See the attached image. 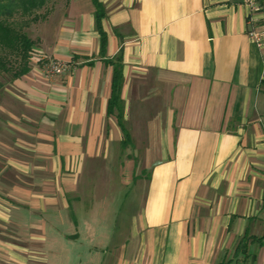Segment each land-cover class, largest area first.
<instances>
[{
	"label": "crops",
	"instance_id": "crops-1",
	"mask_svg": "<svg viewBox=\"0 0 264 264\" xmlns=\"http://www.w3.org/2000/svg\"><path fill=\"white\" fill-rule=\"evenodd\" d=\"M57 1L0 105V264H264V47L244 0H98L99 27L96 0ZM42 55L69 66L47 77ZM114 196L143 201L121 220Z\"/></svg>",
	"mask_w": 264,
	"mask_h": 264
},
{
	"label": "trees",
	"instance_id": "trees-1",
	"mask_svg": "<svg viewBox=\"0 0 264 264\" xmlns=\"http://www.w3.org/2000/svg\"><path fill=\"white\" fill-rule=\"evenodd\" d=\"M51 2L52 0H0V74H11V79H16L29 71L32 58L37 51L35 45L37 43L28 35L25 27L38 22L42 18V13L39 11ZM96 4L99 27L105 11L98 0ZM122 68V57L118 55L114 64L110 109L121 108Z\"/></svg>",
	"mask_w": 264,
	"mask_h": 264
},
{
	"label": "rangeland",
	"instance_id": "rangeland-1",
	"mask_svg": "<svg viewBox=\"0 0 264 264\" xmlns=\"http://www.w3.org/2000/svg\"><path fill=\"white\" fill-rule=\"evenodd\" d=\"M57 4L58 1L57 0H52L51 3H49L46 8H44L42 11L40 10L39 12L42 13V18L38 21V22H33L30 26H26L25 27V31L28 33V35L36 41V43H39V35H41L43 33V31L49 26L50 21L53 20V18L56 17L57 11ZM45 16V17H44ZM38 46V44H35ZM11 74H0V105L2 107H6V105L8 104L7 102V89L11 88L9 83L12 82L11 79ZM123 188V187H122ZM122 188H120L119 183H116L115 187H114V191L118 190L120 191ZM131 187L128 186L126 187L124 190H126V192L130 193V189ZM122 190V191H123ZM135 198V197H134ZM133 197H117L114 196L112 199V206L114 209H116V216L121 220H124L126 215H127V211L122 210L123 207L126 205L130 206L133 210H137L138 208L141 207L142 205V197L138 196V198H135L134 200Z\"/></svg>",
	"mask_w": 264,
	"mask_h": 264
},
{
	"label": "built area",
	"instance_id": "built-area-1",
	"mask_svg": "<svg viewBox=\"0 0 264 264\" xmlns=\"http://www.w3.org/2000/svg\"><path fill=\"white\" fill-rule=\"evenodd\" d=\"M264 0H244V5L247 8V17L250 24L248 30L249 37L259 47H264V30L259 26L256 15L263 9ZM42 63V70L47 77L60 75L65 72L69 64L63 60L42 55L39 58Z\"/></svg>",
	"mask_w": 264,
	"mask_h": 264
}]
</instances>
